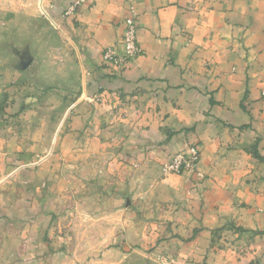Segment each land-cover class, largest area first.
Returning a JSON list of instances; mask_svg holds the SVG:
<instances>
[{
  "label": "rangeland",
  "instance_id": "1",
  "mask_svg": "<svg viewBox=\"0 0 264 264\" xmlns=\"http://www.w3.org/2000/svg\"><path fill=\"white\" fill-rule=\"evenodd\" d=\"M137 1L127 0L138 23ZM60 30L42 0H0V264H186L169 245L179 232L159 226L205 181L201 145L164 160L143 152L141 136L119 132L112 116L109 95L119 94L90 92L101 87L88 79L82 92L92 75ZM122 40L109 47L118 65L102 56L111 77L142 55L125 57ZM171 176L189 188L173 194ZM256 234L228 224L212 232L214 255L191 264H264Z\"/></svg>",
  "mask_w": 264,
  "mask_h": 264
},
{
  "label": "crops",
  "instance_id": "2",
  "mask_svg": "<svg viewBox=\"0 0 264 264\" xmlns=\"http://www.w3.org/2000/svg\"><path fill=\"white\" fill-rule=\"evenodd\" d=\"M42 6L92 75L84 76L82 92L88 79L101 87L90 85V92L119 94L109 95L112 116L124 122L119 132L140 135L141 150L161 160L187 142L201 145L205 181L159 226L179 232L169 242L177 261L213 256L212 232L228 224L259 231L254 242L264 244V0H138L142 55L116 77L102 56L123 38L127 0H42ZM166 182L178 196L189 188L176 176Z\"/></svg>",
  "mask_w": 264,
  "mask_h": 264
},
{
  "label": "built area",
  "instance_id": "3",
  "mask_svg": "<svg viewBox=\"0 0 264 264\" xmlns=\"http://www.w3.org/2000/svg\"><path fill=\"white\" fill-rule=\"evenodd\" d=\"M74 12H75V7L72 6L66 12V15L73 14ZM136 19H137L136 15H134L132 8V11L130 10V15L125 20V31L122 40L123 53L125 54V57H127L128 59H134L142 53L137 38L138 23ZM104 54H105V61L108 62L109 64L118 65L120 63V62L118 63L120 58L118 57L119 55L116 49L108 48ZM192 153L193 156L191 157L193 158V161H196L198 158L197 152L193 150ZM179 158H182V160H184L183 156H179ZM182 165L183 164H181V166Z\"/></svg>",
  "mask_w": 264,
  "mask_h": 264
}]
</instances>
